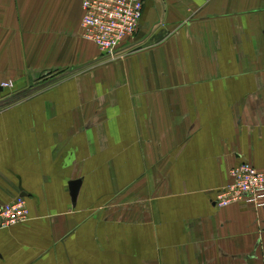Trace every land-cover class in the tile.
Listing matches in <instances>:
<instances>
[{
	"label": "crops",
	"instance_id": "crops-1",
	"mask_svg": "<svg viewBox=\"0 0 264 264\" xmlns=\"http://www.w3.org/2000/svg\"><path fill=\"white\" fill-rule=\"evenodd\" d=\"M82 19L0 0V264H262L264 207L214 201L264 170V0H146L115 61Z\"/></svg>",
	"mask_w": 264,
	"mask_h": 264
},
{
	"label": "built area",
	"instance_id": "built-area-1",
	"mask_svg": "<svg viewBox=\"0 0 264 264\" xmlns=\"http://www.w3.org/2000/svg\"><path fill=\"white\" fill-rule=\"evenodd\" d=\"M146 0H82L83 38L93 42L108 61L124 56L122 45L133 37L142 20ZM12 88V82L3 84ZM231 182L217 193L216 208L234 204L264 207V170L241 163L230 171ZM29 208L23 197L0 203V231L25 223ZM264 264V253L262 256Z\"/></svg>",
	"mask_w": 264,
	"mask_h": 264
},
{
	"label": "water",
	"instance_id": "water-1",
	"mask_svg": "<svg viewBox=\"0 0 264 264\" xmlns=\"http://www.w3.org/2000/svg\"><path fill=\"white\" fill-rule=\"evenodd\" d=\"M79 185H80V181L73 182L71 184V196H72L73 201L76 200L78 190H79Z\"/></svg>",
	"mask_w": 264,
	"mask_h": 264
}]
</instances>
